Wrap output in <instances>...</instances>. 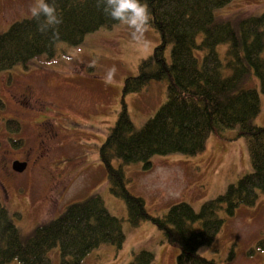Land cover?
Returning <instances> with one entry per match:
<instances>
[{"label":"rangeland","instance_id":"obj_1","mask_svg":"<svg viewBox=\"0 0 264 264\" xmlns=\"http://www.w3.org/2000/svg\"><path fill=\"white\" fill-rule=\"evenodd\" d=\"M35 2L0 0V33L31 17ZM263 11L264 0H233L215 14L236 18ZM158 42L157 33L148 26L139 42L126 26L101 29L88 34L77 47L58 45L51 59H34L0 73L4 106L0 110V204L18 213L14 224L21 239L57 217L68 204L96 194L110 214L122 221L125 241L119 249L106 244L97 247L81 264H128L140 250L154 255L153 264H175L177 249L163 239L154 223H129L124 202L109 190L98 155L123 106L139 128L164 103V81H151L136 93L122 91L124 81L136 75L139 62ZM225 49V45L216 47L222 59ZM113 66L117 69L114 80L105 83L103 77ZM250 85L260 100L253 124L263 127L264 93L255 77ZM10 120L19 123L18 133L11 132ZM150 161L152 167L146 171L141 163L114 162V166L122 169L127 190L143 200L152 217L162 216L179 202L198 211L205 201L222 195L251 172L246 141L237 136V129L209 135L204 151L196 155L154 156ZM13 162L25 163L24 169L14 171ZM218 216L223 220L221 229L198 254L217 264H264V251L249 254L264 240V193L257 194L252 206L241 205L232 216L219 211ZM49 257L57 263L58 250L53 249Z\"/></svg>","mask_w":264,"mask_h":264},{"label":"trees","instance_id":"obj_2","mask_svg":"<svg viewBox=\"0 0 264 264\" xmlns=\"http://www.w3.org/2000/svg\"><path fill=\"white\" fill-rule=\"evenodd\" d=\"M233 0H145L151 14L148 27L159 37L152 53L142 59L136 75L123 84L124 94L141 91L151 81L166 83V99L139 128L133 125L125 107L108 129L98 155L110 192L126 207L130 224L150 220L163 239L177 249L175 264H217L198 254L211 245L221 229L223 211L232 216L237 207L252 206L264 193V126L253 119L259 113V94L250 83L255 77L264 93V11L257 16H217L215 11ZM63 22L59 38L37 30L32 18L12 23L0 33V73L34 59H51L57 46L77 47L85 37L115 24L97 6V0H55ZM200 37L198 40L197 38ZM225 45L222 59L216 50ZM0 100V110L3 109ZM12 133L19 123L8 121ZM237 129L246 141L251 172L198 211L179 202L160 217L150 216L143 200L130 193L120 164L141 163L152 167L151 158L181 154L196 155L205 149L209 135ZM18 213L0 204V264H81L83 258L101 245L121 248L125 241L122 221L111 215L96 194L65 206L55 218L21 239L14 224ZM58 250V262L49 253ZM264 251L260 240L252 255ZM146 250L132 254L128 264H153Z\"/></svg>","mask_w":264,"mask_h":264},{"label":"clouds","instance_id":"obj_3","mask_svg":"<svg viewBox=\"0 0 264 264\" xmlns=\"http://www.w3.org/2000/svg\"><path fill=\"white\" fill-rule=\"evenodd\" d=\"M97 6L115 22L114 28L126 26L131 29V36L138 42L142 40L146 26L151 20V14L145 0H97ZM30 15L36 21L37 30L41 33L51 31L55 39L59 38L58 27L63 19L55 0H36L30 8ZM147 46V42H144ZM117 69L109 68L103 79L105 83L114 80Z\"/></svg>","mask_w":264,"mask_h":264},{"label":"water","instance_id":"obj_4","mask_svg":"<svg viewBox=\"0 0 264 264\" xmlns=\"http://www.w3.org/2000/svg\"><path fill=\"white\" fill-rule=\"evenodd\" d=\"M25 167V163L13 162L12 169L16 172H21Z\"/></svg>","mask_w":264,"mask_h":264},{"label":"flooded vegetation","instance_id":"obj_5","mask_svg":"<svg viewBox=\"0 0 264 264\" xmlns=\"http://www.w3.org/2000/svg\"><path fill=\"white\" fill-rule=\"evenodd\" d=\"M26 93H27V94H30V93H28V91H26ZM25 99H26V98H25Z\"/></svg>","mask_w":264,"mask_h":264}]
</instances>
